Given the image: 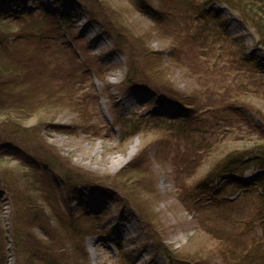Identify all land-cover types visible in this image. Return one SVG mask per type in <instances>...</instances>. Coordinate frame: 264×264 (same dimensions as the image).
Listing matches in <instances>:
<instances>
[{"label": "rangeland", "instance_id": "obj_1", "mask_svg": "<svg viewBox=\"0 0 264 264\" xmlns=\"http://www.w3.org/2000/svg\"><path fill=\"white\" fill-rule=\"evenodd\" d=\"M204 1L19 0L20 7L9 6L25 12L41 7L69 14L72 20V35L66 37L75 58L60 62L54 56L56 60L46 67L34 49L36 63L47 69L51 65L49 72L54 78L50 82L46 74L32 73L26 90L50 96L52 105L30 107L24 120L30 127L26 137L30 141L7 137L11 147L23 148L49 165L50 176L62 188L63 210L73 211L75 216L85 214L92 227L79 242L77 237L59 239L52 260H62L63 251L64 264H81L86 261L84 254L88 264H170L162 244L177 263L193 254L205 258L206 264H229L219 254L222 239L217 234L235 233L257 215L255 191L232 187L206 193L197 183L225 153L245 151L259 142L264 120L258 111L264 114V97L225 94L229 85L235 87L231 83L234 72L226 60L239 58V53L218 32L212 31L213 35L205 29L198 36L204 22L198 6ZM187 3L190 8L197 6L195 11L187 9ZM5 7L0 10L6 11ZM205 7L222 20L224 26L219 28L243 43L251 56L257 54L260 36L248 15L226 2H208ZM156 24H161L163 31ZM130 38L145 41L161 58L159 70L151 65L145 79L135 84H125L128 71L136 66L132 58L137 50L133 51L129 42L125 45ZM84 61L90 64H86L85 75L80 71ZM77 75L78 82H71V89L70 77L75 80ZM60 77H69L68 83L55 89L53 84H59ZM148 79L170 81L179 92L194 95L198 111L194 126L204 131L200 133L209 145L201 157L192 140L174 135L167 122L160 128L141 119L136 135L124 132L129 122L124 124L123 118L159 112L176 119L187 113L182 101ZM228 104L240 109L232 113ZM244 109L247 114H241ZM133 145L136 150L129 157ZM12 160L15 165L17 161ZM132 162L143 173L128 170ZM66 173L81 179L73 184V192L63 190ZM252 176L247 173L242 179ZM217 181L213 178L212 183ZM4 186L0 182V191H6ZM8 196L6 193L0 203V264H19L14 242L18 221ZM51 224L55 227L57 223ZM255 229L247 233H259ZM33 230L35 246L44 248L42 227ZM38 256L33 264H51L52 260L41 262L42 254Z\"/></svg>", "mask_w": 264, "mask_h": 264}, {"label": "trees", "instance_id": "obj_2", "mask_svg": "<svg viewBox=\"0 0 264 264\" xmlns=\"http://www.w3.org/2000/svg\"><path fill=\"white\" fill-rule=\"evenodd\" d=\"M17 1L19 0H0V5H2L0 8L6 6V11L0 10V182L5 185L6 189V191H0V203L4 201V195L7 193L14 206V218L18 221L14 228V242L19 264H33L40 259L38 253L42 254L41 262L44 260L50 262L53 259L54 248L60 242L59 239L66 240L68 237L72 239L77 237L79 242L91 232L92 227L87 222L88 219L85 214L75 216L73 211L63 210L60 196L62 188L50 176L49 165L40 162L29 152H25L23 148L11 147L7 141L9 136L30 141L29 138H26L30 127L24 122L26 115L31 113L30 107H40L44 103L48 106L52 105L50 96H43L39 92L30 93L26 90L28 79L33 75L32 73L36 72L35 74L42 76L46 74L49 81L54 78V74L49 72L51 65L47 69L36 63L38 62L37 54L42 56V62L46 67L56 59L65 62L66 58H75L72 53L71 42L66 37L67 34L72 35V20L69 14L58 11L52 12L41 7L27 12L14 10L20 7ZM219 1L226 2L239 10L240 13L249 16V20L260 36L259 44L264 47V0H205L198 6L201 20L204 21L198 36L201 37L205 29L213 35V32H218L221 38L226 39V43H232L238 49L239 58L226 60L230 65V71L234 72L231 83H234L235 87L233 88L232 84L229 85L225 94L228 97H239L240 95L246 96L249 93H256L263 98L264 59L254 58L246 52V46L243 43H237V39L230 37L227 31L222 29L224 24L222 26V20H219V16L214 11L207 12L204 10L205 4L208 2L216 3ZM189 5L187 3V9L195 11L197 6L190 8ZM37 10L41 11L35 13ZM220 25L222 28H219ZM160 26L162 25H157L158 29L163 31ZM125 42V45L128 42L131 44L133 51L137 50L132 58L135 61V69L130 68L125 84L133 81L135 84L136 81L145 79L144 74L151 69V65H153V69L159 70L160 52L147 47L145 41L142 42L138 39L135 41L130 38ZM138 44H141V47ZM34 54H36L35 57ZM231 55H234L233 51ZM54 56L59 58H52ZM86 64L90 65L85 62L80 67V71L84 75L87 74ZM81 72H79L80 78L83 77ZM77 77L78 75L75 80L70 77L71 89H73V84L78 82L76 81ZM66 80L60 77L59 84L56 82L53 84L55 89L64 87L63 85L68 83ZM161 80L148 79L147 81L154 82L159 89L171 93L178 102L182 101L184 106L186 105V115L183 118L169 119L167 116H162L156 112L147 116H140L141 118H123L124 124L129 122L128 128H125L124 132L133 131L134 134L131 135H136L137 132L135 131L142 124V120H145L147 124L149 121L152 127L160 128L161 124L167 122L168 129L176 133L174 135L192 140L191 145L194 149H199L198 154L201 157L204 151L207 152L209 145L205 144L208 141L204 138V134L200 133V131H204L194 126L195 112H198L194 109L196 106L194 95L181 93L172 86L170 81L163 82ZM42 83H44L45 88L48 87L44 81ZM133 83L132 85H134ZM227 108L232 113L240 109L234 104H228ZM258 112L264 120L263 112ZM243 113L247 114V110L244 109L241 114ZM155 118L157 120H154ZM257 129H260V126ZM258 132L260 140L254 147L245 151L234 150L225 153L214 163L213 168L208 170L207 176L201 178L197 183L199 189L206 193L210 191L220 193L224 189L232 187L244 191H255L257 198L256 221L254 220L255 216H253L251 221L245 222L246 226L243 229H238L235 233H225L220 229L223 235L217 234L218 239H222L219 254L225 257L229 264H264V215H261L264 210V129ZM200 134L201 137H199ZM12 159L17 161L15 165L11 164ZM134 162L128 170H138L143 173L138 169V164H134ZM53 168L55 169V166ZM247 173H257V176L252 179H242ZM62 178L65 182L63 190L70 192L74 191L73 184L78 180L81 181L80 178L70 173L64 174ZM213 178L218 179L216 185L212 183ZM18 184L20 185L18 186ZM144 209L145 207L142 208L143 211H145ZM54 221L57 224L52 227L51 222ZM37 226H41L43 229L41 234L44 237V248L35 246L34 239L36 236L33 228ZM255 227L258 228L259 233H247L248 230H254ZM209 230L211 233L214 231L212 228ZM62 235L63 238H60ZM79 244L82 246L81 243ZM79 244H75L77 249H79ZM161 247L170 264H206L205 258L195 257L193 254L179 258L183 262L177 263L174 261L170 250L162 244ZM64 254L65 252L61 251L62 260L58 259L60 260L58 262L57 259H54L51 264H64ZM85 255L86 261H82L81 264H88L89 262L88 256Z\"/></svg>", "mask_w": 264, "mask_h": 264}, {"label": "bare ground", "instance_id": "obj_3", "mask_svg": "<svg viewBox=\"0 0 264 264\" xmlns=\"http://www.w3.org/2000/svg\"><path fill=\"white\" fill-rule=\"evenodd\" d=\"M135 150H136V145H133L132 147H131V149L129 150V154H128V156L130 157L131 155H133V153L135 152ZM128 157V158H129Z\"/></svg>", "mask_w": 264, "mask_h": 264}]
</instances>
